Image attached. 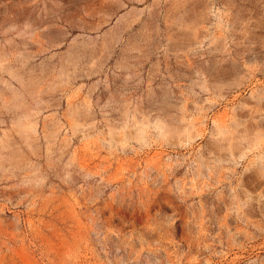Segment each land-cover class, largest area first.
<instances>
[{
    "label": "rangeland",
    "instance_id": "1",
    "mask_svg": "<svg viewBox=\"0 0 264 264\" xmlns=\"http://www.w3.org/2000/svg\"><path fill=\"white\" fill-rule=\"evenodd\" d=\"M0 264H264V0H0Z\"/></svg>",
    "mask_w": 264,
    "mask_h": 264
}]
</instances>
